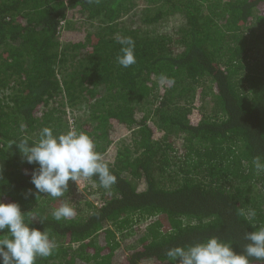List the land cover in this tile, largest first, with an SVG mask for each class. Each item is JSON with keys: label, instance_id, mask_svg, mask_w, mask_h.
I'll return each instance as SVG.
<instances>
[{"label": "trees", "instance_id": "obj_1", "mask_svg": "<svg viewBox=\"0 0 264 264\" xmlns=\"http://www.w3.org/2000/svg\"><path fill=\"white\" fill-rule=\"evenodd\" d=\"M125 36L135 42L128 68L116 59ZM83 107L74 128L117 180L106 190L87 178L91 199L56 221L68 192L37 193L38 166L15 144L43 127L66 132V109ZM258 156L264 0H0V201L57 242L36 264H169L167 249L212 236L242 252L250 225H264Z\"/></svg>", "mask_w": 264, "mask_h": 264}, {"label": "clouds", "instance_id": "obj_2", "mask_svg": "<svg viewBox=\"0 0 264 264\" xmlns=\"http://www.w3.org/2000/svg\"><path fill=\"white\" fill-rule=\"evenodd\" d=\"M121 55L117 62L124 68L136 63L135 42L131 37H120ZM18 147L23 162L37 165L33 168L30 182L37 193L52 198L63 197L69 189V182L81 178L98 177L99 185L110 189L116 183V176L110 171L101 154L96 150L93 139L84 131L71 128L66 132L54 134L50 127H43L39 138L32 144L22 140ZM255 171L264 173V160L255 157ZM29 190V194H30ZM27 197V194H26ZM76 210L70 202H62L52 211L56 221L74 217ZM255 209H249L246 219L254 222ZM25 222V213L16 202L0 201V264H36L38 258L53 254L58 247L49 232L30 227ZM254 230L245 233L248 243L242 252L233 249L230 243L212 236L200 242L175 246L166 250L169 264H250L249 258L264 261V225L252 223Z\"/></svg>", "mask_w": 264, "mask_h": 264}, {"label": "rangeland", "instance_id": "obj_3", "mask_svg": "<svg viewBox=\"0 0 264 264\" xmlns=\"http://www.w3.org/2000/svg\"><path fill=\"white\" fill-rule=\"evenodd\" d=\"M82 25H80L79 27L81 28ZM169 26V24L164 23L159 25L158 27L160 28L159 30H164L167 29V27ZM84 30H93L94 26H90L89 23L85 24L84 26H82ZM198 105V108H206L207 107V103L204 100H200ZM88 116V111L86 110V108H82V109H76V110H70V109H66V114L64 116L65 120L67 121L68 125L71 127H74V124H76L77 122H82L84 121ZM127 135H122L121 138H125ZM115 148V144H113L111 146V149L107 150L106 154L104 156L110 157L111 154H113V150ZM142 182L139 183V188L142 189L143 188ZM69 189H68V194L67 197L69 198L68 202H70L72 205H77V204H82L83 202L87 201L88 199H91V192H90V188L93 190L92 187H90V185L88 184V182L86 181V179L83 180H78L76 182V184L74 182H69ZM90 187V188H89ZM140 233V230H137V234ZM131 239L129 238L126 243H130Z\"/></svg>", "mask_w": 264, "mask_h": 264}, {"label": "bare ground", "instance_id": "obj_4", "mask_svg": "<svg viewBox=\"0 0 264 264\" xmlns=\"http://www.w3.org/2000/svg\"><path fill=\"white\" fill-rule=\"evenodd\" d=\"M74 128V127H73Z\"/></svg>", "mask_w": 264, "mask_h": 264}]
</instances>
